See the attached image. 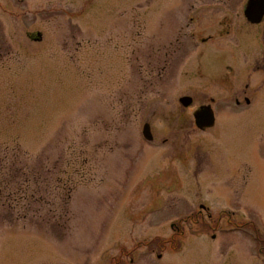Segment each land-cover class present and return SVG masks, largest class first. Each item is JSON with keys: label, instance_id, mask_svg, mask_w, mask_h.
Instances as JSON below:
<instances>
[{"label": "rangeland", "instance_id": "rangeland-1", "mask_svg": "<svg viewBox=\"0 0 264 264\" xmlns=\"http://www.w3.org/2000/svg\"><path fill=\"white\" fill-rule=\"evenodd\" d=\"M247 2L0 0V264H264Z\"/></svg>", "mask_w": 264, "mask_h": 264}, {"label": "water", "instance_id": "water-1", "mask_svg": "<svg viewBox=\"0 0 264 264\" xmlns=\"http://www.w3.org/2000/svg\"><path fill=\"white\" fill-rule=\"evenodd\" d=\"M244 9L246 18L254 25L260 23L263 20L264 0H248V3ZM180 102L185 107H190L193 104V98L185 96L180 99ZM215 115L216 114L210 105L200 107V109H198L194 115L197 128L205 130L214 127L216 122ZM143 134L145 139L149 141L153 140L150 124L146 123L144 125Z\"/></svg>", "mask_w": 264, "mask_h": 264}, {"label": "flooded vegetation", "instance_id": "flooded-vegetation-1", "mask_svg": "<svg viewBox=\"0 0 264 264\" xmlns=\"http://www.w3.org/2000/svg\"><path fill=\"white\" fill-rule=\"evenodd\" d=\"M248 3V2H247ZM245 11V10H244ZM244 17H245V19L247 20V22L249 23V24H251V25H254L253 23H251L247 18H246V16H245V13H244ZM264 23V18H263V20L260 22V23H258V24H255V25H261V24H263ZM254 25V26H255Z\"/></svg>", "mask_w": 264, "mask_h": 264}]
</instances>
